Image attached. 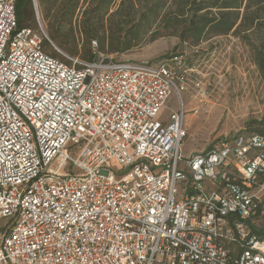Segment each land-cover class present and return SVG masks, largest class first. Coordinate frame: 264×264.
Here are the masks:
<instances>
[{
  "label": "built area",
  "instance_id": "1",
  "mask_svg": "<svg viewBox=\"0 0 264 264\" xmlns=\"http://www.w3.org/2000/svg\"><path fill=\"white\" fill-rule=\"evenodd\" d=\"M40 31L0 0V264H264V136L184 156L176 57L66 62Z\"/></svg>",
  "mask_w": 264,
  "mask_h": 264
},
{
  "label": "trees",
  "instance_id": "2",
  "mask_svg": "<svg viewBox=\"0 0 264 264\" xmlns=\"http://www.w3.org/2000/svg\"><path fill=\"white\" fill-rule=\"evenodd\" d=\"M79 4L80 0H37L49 39L63 52L80 53L86 61L98 52L128 53L167 36L192 46L207 37L229 34L244 33L241 38L246 39L264 26V0H88L75 25ZM33 5V0H14L18 31L38 32L31 28ZM49 39H42L43 50ZM254 62L264 84V31L254 48ZM255 125L251 131L264 136V113Z\"/></svg>",
  "mask_w": 264,
  "mask_h": 264
},
{
  "label": "rangeland",
  "instance_id": "3",
  "mask_svg": "<svg viewBox=\"0 0 264 264\" xmlns=\"http://www.w3.org/2000/svg\"><path fill=\"white\" fill-rule=\"evenodd\" d=\"M33 9L31 28L46 37L47 21L41 17L37 0ZM88 0H80L75 12L74 24L78 25ZM116 5L112 7L114 11ZM40 22V26L38 24ZM52 22V20H50ZM29 23V22H28ZM30 23V24H31ZM264 31L256 33L207 37L199 45L180 43L176 37H162L140 48L123 54H103L114 60L131 59L134 62H153L166 57H176L170 66L176 77H183V91L173 93L157 119L166 118L171 112L183 109L186 137L181 153L188 156L205 151L222 137L237 133H250L264 113V84L254 62V48ZM50 40V39H49ZM44 50L56 58L68 62L67 58L86 61L80 53L70 55L60 50L50 40ZM80 49L82 43L78 42ZM94 49L96 44H91ZM179 86H180V82Z\"/></svg>",
  "mask_w": 264,
  "mask_h": 264
},
{
  "label": "water",
  "instance_id": "4",
  "mask_svg": "<svg viewBox=\"0 0 264 264\" xmlns=\"http://www.w3.org/2000/svg\"><path fill=\"white\" fill-rule=\"evenodd\" d=\"M36 3V2H35ZM34 8L36 9V6H34Z\"/></svg>",
  "mask_w": 264,
  "mask_h": 264
}]
</instances>
